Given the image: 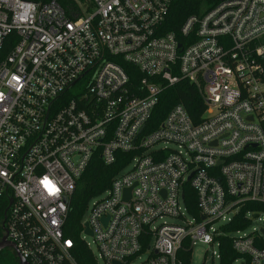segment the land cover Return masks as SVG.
Listing matches in <instances>:
<instances>
[{
	"label": "built area",
	"instance_id": "built-area-1",
	"mask_svg": "<svg viewBox=\"0 0 264 264\" xmlns=\"http://www.w3.org/2000/svg\"><path fill=\"white\" fill-rule=\"evenodd\" d=\"M175 2L0 0L2 238L28 264H79L70 199L94 156L113 165L119 153L132 158L82 224L99 264H192L198 244L222 264L223 237L233 264H264V226L250 230L264 225V0H222L167 33ZM182 81L200 92L202 120L179 104L156 126ZM243 214L249 225L227 233Z\"/></svg>",
	"mask_w": 264,
	"mask_h": 264
},
{
	"label": "trees",
	"instance_id": "trees-1",
	"mask_svg": "<svg viewBox=\"0 0 264 264\" xmlns=\"http://www.w3.org/2000/svg\"><path fill=\"white\" fill-rule=\"evenodd\" d=\"M221 1L176 0L164 25V31L167 33L179 32L181 26L188 18L193 15L202 14L205 10L212 8ZM124 67L130 75L132 82L137 83L143 77L139 69L134 65L125 64ZM179 104L186 108L196 123L202 120V116L205 113V103L200 92L194 85L182 81L162 94L151 122H154L157 126L165 118L169 110ZM131 158L127 154L119 153L115 164L106 165L99 154L94 156L70 199V211L65 235L74 242L72 253L79 264H99L91 249L81 239L83 220L85 219L90 201L110 187L114 177L125 168ZM185 201L190 213L199 217L197 194L191 187H188L185 191ZM7 207L5 202H0V242L4 235L3 221ZM255 209V204H248L244 212L254 211ZM248 225L249 221L245 219L243 214L239 219L225 226L224 230L227 233H233L244 229ZM221 242L222 264H233L239 256L233 250L232 239L223 237L221 238ZM0 264H20V262L14 250L6 248L0 251Z\"/></svg>",
	"mask_w": 264,
	"mask_h": 264
},
{
	"label": "rangeland",
	"instance_id": "rangeland-1",
	"mask_svg": "<svg viewBox=\"0 0 264 264\" xmlns=\"http://www.w3.org/2000/svg\"><path fill=\"white\" fill-rule=\"evenodd\" d=\"M264 225L262 222L255 218L250 226V230L253 228H262ZM87 242L91 244L92 250L97 253V248L93 244V239L86 238ZM212 251L208 245L198 244L195 246L194 251L192 253V264H212Z\"/></svg>",
	"mask_w": 264,
	"mask_h": 264
},
{
	"label": "water",
	"instance_id": "water-1",
	"mask_svg": "<svg viewBox=\"0 0 264 264\" xmlns=\"http://www.w3.org/2000/svg\"><path fill=\"white\" fill-rule=\"evenodd\" d=\"M128 192H130V191H128ZM85 232L88 235H92V232H91V230L88 227V224H86ZM6 248H10V249L14 250V252L16 253V255L18 257V260H19L20 264H28V262L19 253V251L17 250L16 246L13 243L9 242L6 237H4V238H2V240L0 242V251L3 250V249H6Z\"/></svg>",
	"mask_w": 264,
	"mask_h": 264
}]
</instances>
